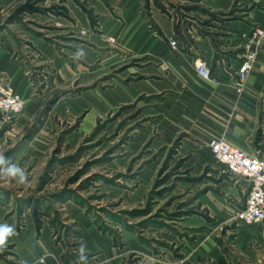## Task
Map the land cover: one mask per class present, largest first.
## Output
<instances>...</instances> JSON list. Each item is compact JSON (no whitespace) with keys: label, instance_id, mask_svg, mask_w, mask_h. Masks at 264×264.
Returning <instances> with one entry per match:
<instances>
[{"label":"rangeland","instance_id":"1","mask_svg":"<svg viewBox=\"0 0 264 264\" xmlns=\"http://www.w3.org/2000/svg\"><path fill=\"white\" fill-rule=\"evenodd\" d=\"M135 3L131 17L122 0H0V81L14 89L21 72L28 93L23 109L0 111V225L15 229L0 264L43 253L59 264H264V221L235 216L248 180L208 149L222 115L140 44L186 55L202 40L221 45L261 4ZM257 28L242 58L264 45ZM263 118L252 132L242 118L250 152L264 154ZM12 165L27 183L4 177ZM32 247L41 254L28 263Z\"/></svg>","mask_w":264,"mask_h":264},{"label":"crops","instance_id":"2","mask_svg":"<svg viewBox=\"0 0 264 264\" xmlns=\"http://www.w3.org/2000/svg\"><path fill=\"white\" fill-rule=\"evenodd\" d=\"M122 2L126 4L125 7L129 6V15L135 17L134 15L137 12L135 9L136 0H122ZM227 2L228 0H216L215 4L217 6H226ZM259 3L261 6L256 8L252 13V23L254 26L248 24V27H242L240 34H238L239 32H233L234 36H228L230 38L224 44H210L207 40H202L203 43L200 42L198 49H195L192 54L187 55L181 51L182 46H180L179 51H172V49L169 50L168 44L157 43L155 46L148 39H142L140 44L158 50L167 60V72L169 75L174 79H178V81L186 83L188 90L197 93L201 102L203 100L207 105L217 107L218 112L222 115L223 124L216 125V131L219 133L225 131L229 138L225 135L222 136L226 137L233 145L248 153L264 156L262 153L250 152L248 149L242 147L247 145L245 139L254 130V125L251 124L258 121L262 111L264 112V45L256 53L254 68L245 81V89L239 93L234 83L236 71L242 61V46L245 42L243 35L253 30L255 25L264 27V0H259ZM99 7L105 12L102 5H99ZM139 25L141 26L139 23L135 25L136 29ZM141 32H143V29ZM228 47L233 48L231 53L226 54L224 48ZM255 47L254 45L251 46L252 49ZM198 56H201L200 58L204 57L207 60L214 79H206L197 72L195 60ZM11 75L14 76V91L22 96H26L28 94L26 92L27 89L22 88L26 82L24 75L18 71H13ZM229 115V125L226 127L225 123ZM245 115L249 121V126H252L249 128L250 132H247L243 127L242 118ZM219 133L215 136L221 135ZM208 149L213 158L218 161L209 146ZM236 177L248 180L247 184L242 181L238 182L241 186L246 187L247 192L251 185L250 179L244 176ZM245 198L246 195L242 201L237 202V210L244 206ZM56 250V248L52 249V251ZM40 254L36 247H32L28 252L27 262L33 263ZM43 255L45 256V260L44 262H40V264H59L53 256L47 259V255L44 253L39 256L38 261Z\"/></svg>","mask_w":264,"mask_h":264},{"label":"built area","instance_id":"3","mask_svg":"<svg viewBox=\"0 0 264 264\" xmlns=\"http://www.w3.org/2000/svg\"><path fill=\"white\" fill-rule=\"evenodd\" d=\"M253 39L256 44H260L264 40V29H255ZM170 41L172 46H176V39ZM255 56V50L249 48L236 71L234 83L239 93L245 89V81L254 68ZM196 70L202 77L214 79L206 60H199ZM25 105L26 99L21 94L0 81V111H19ZM208 145L215 158L224 163L231 173L247 177L251 181L244 206L236 212L237 220L245 224L264 221V156L250 154L230 143L224 136H213ZM44 260L45 258L42 257L41 261Z\"/></svg>","mask_w":264,"mask_h":264},{"label":"clouds","instance_id":"4","mask_svg":"<svg viewBox=\"0 0 264 264\" xmlns=\"http://www.w3.org/2000/svg\"><path fill=\"white\" fill-rule=\"evenodd\" d=\"M5 163L6 161L3 154H0V167H2ZM3 175L4 177L13 178L21 184L28 182V175L26 171L17 165H12L5 169ZM13 235H15L14 227L7 224L0 225V250H3L6 247L8 238Z\"/></svg>","mask_w":264,"mask_h":264}]
</instances>
